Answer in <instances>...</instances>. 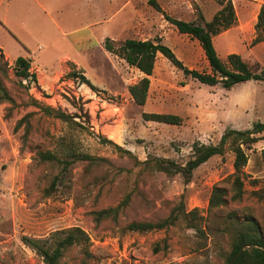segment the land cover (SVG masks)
Masks as SVG:
<instances>
[{
    "label": "rangeland",
    "instance_id": "374dc122",
    "mask_svg": "<svg viewBox=\"0 0 264 264\" xmlns=\"http://www.w3.org/2000/svg\"><path fill=\"white\" fill-rule=\"evenodd\" d=\"M232 1L236 17H247L241 27L235 22L228 33L236 51L241 45L234 31L253 32V3ZM156 2L172 17L197 22L202 21L199 13L210 19L214 8H220L214 0ZM117 7L120 13L99 25ZM79 36L83 37L81 49L75 46ZM126 38H159L187 67L209 71L198 41L179 33L148 0H0V46L9 60L32 59L44 81L42 87L47 88L67 54L81 62L83 69L73 70L92 85L63 73L47 91L28 80L23 87L13 74L14 62H8L5 84L16 106L7 114L10 104L0 103V264H43L22 237L45 238L74 225L90 237L89 264H224L230 250L232 214L238 219L252 216L264 235V197L256 195L257 191L264 194V139L245 148L248 160L243 167L241 199L228 197L225 205L212 209L208 206L212 187L220 183L228 187L222 181L233 173L230 150L198 166L185 184L179 174L143 169L129 154L104 141L130 150L140 161L156 155L185 162L194 143L216 144L227 128L244 130L264 121V81L250 80L231 89L209 87L185 76L159 53L157 74L150 79L148 108L143 110L180 111L182 121L178 125L144 121L142 108L127 91L138 78L137 70L104 48L106 39L116 47ZM223 39L215 38L222 59L229 52ZM256 54L259 64L248 63L253 70H264V49H256ZM64 65L68 72L71 65ZM29 98L78 114L74 118L78 125L45 115L28 103ZM177 98L180 110L173 105ZM27 112L34 113L31 131L24 138L23 127L15 129V124ZM38 151L53 152L61 160H71L73 153L97 159L71 160L64 170L60 162L40 160ZM126 195L129 202L118 223L94 225L90 211L114 206ZM180 195L186 210H198L201 219L196 221L202 232L188 227L183 218L164 229H124L131 220L167 215ZM80 258L79 249L73 247L62 260L71 263Z\"/></svg>",
    "mask_w": 264,
    "mask_h": 264
},
{
    "label": "trees",
    "instance_id": "16d2710c",
    "mask_svg": "<svg viewBox=\"0 0 264 264\" xmlns=\"http://www.w3.org/2000/svg\"><path fill=\"white\" fill-rule=\"evenodd\" d=\"M220 5V8L212 15L210 19H204L202 14L201 22L188 21L175 18L164 12L156 0H148L153 8L159 11L164 19L171 23L179 33L187 34L197 40L201 47L205 59L209 66V71H198L183 64L179 60L174 51L164 44L161 39H135L126 38L118 46H114L111 39H106L104 48L106 51L123 59L129 66H133L144 74L135 83L129 84L127 91L132 101L137 106H143L150 85L149 76L152 75L157 54L164 56L173 66L180 69L185 76L199 81L202 84L215 86L219 85L224 89H231L236 84L246 81H264V70H253L251 66L243 60L240 54L232 52L228 53L224 59L219 57L213 43V38L221 31L230 28L236 22V13L232 0H214ZM255 36L251 44L260 41L264 42V3L259 7L257 19L254 23ZM31 61L25 57L18 56L14 61L13 74L18 80V84L23 86V81L32 82L37 88V78L34 72L30 71ZM74 67V66H73ZM73 67L66 73V76L80 77L84 83L92 87L89 80L82 74H77ZM9 63L4 54L0 51V103H8L10 107L6 109L7 114L16 106V101L5 81L9 78ZM79 75V76H78ZM24 87V86H23ZM29 86L26 85V88ZM29 104L38 108L45 115L58 118L61 121L70 124L75 123L74 118L78 114H68L58 108L50 105H44L42 102L29 98ZM34 112H27L24 116L16 121L15 129L23 127V136L26 138L31 131L30 118ZM141 118L144 121H154L170 125H178L181 123V116L173 113H157L141 111ZM264 121L254 122L251 128L239 130L235 128H227L221 135L218 143L205 144L194 143L191 148L189 158L185 162H178L174 159L161 157L156 155H148L144 160H138L130 150L124 149L110 140L107 141L115 145L121 151L129 154L134 158V162L141 164L143 169L162 172L166 175L179 174L185 184L191 181L193 171L205 163L214 155H223L226 150H230L233 155V173L229 179L222 182H228V187L216 184L212 187L208 198V206L210 209L216 208L227 203L228 197L231 200H240L243 195V167L246 165L248 156L245 148L264 139ZM264 162V148L261 150ZM37 156L42 161H57L63 164L66 170L72 160H90L97 158L84 153L70 154L71 160H61L55 153L50 151H38ZM53 181L52 184H54ZM230 193V196H228ZM256 195L264 197L262 192L257 191ZM129 202V195H126L121 202L114 206L102 207L90 211L91 220L95 226H99L105 221L118 223L121 213ZM183 218L186 225L193 228L196 232H202V228L198 225L196 219H201L198 210L193 208L186 210L183 205V195L174 204L169 213L157 219L131 220L126 222L124 229L128 231L145 232L156 229H164L176 223ZM230 233L231 242L230 250L227 253L224 264H264V235L259 223L252 216H245L238 219L235 214L230 215ZM22 241L34 250L41 258L43 264H89L92 257L89 249L90 237L87 232L79 226H70L51 232L45 238L22 237ZM77 247L81 253V258L77 262L68 263L62 258L67 250ZM157 251V249H155Z\"/></svg>",
    "mask_w": 264,
    "mask_h": 264
},
{
    "label": "crops",
    "instance_id": "0c3cea01",
    "mask_svg": "<svg viewBox=\"0 0 264 264\" xmlns=\"http://www.w3.org/2000/svg\"><path fill=\"white\" fill-rule=\"evenodd\" d=\"M109 1V0H108ZM233 2V1H232ZM251 2L253 3V6H252V8L250 9V22H251V24H252V26H253V32H250V34L248 33V34H246V33H242V32H240L239 30H235L234 32L236 33V38L239 40V43H240V49H238V50H236V51H234V50H232V45H231V37H229L228 36V33H230L229 31H231V27L230 28H228V29H226V30H223V31H221L218 35H216L214 38H213V43H214V46H215V38H217V37H221V38H224L223 40H224V42L226 43V45H227V49H229V52H227L226 54H225V57H226V55L228 54V53H232L233 51L235 52V53H238V54H240L241 55V57L243 58V60L244 61H246L247 63L248 62H252V61H255V64H259V62H260V60H259V58L257 57V54H256V49H258V48H262V49H264V42H262V41H260V42H258V43H256V44H251V41H252V39L254 38V36H255V31H254V23L256 22V19H257V13H258V11H259V7H260V5L262 4V3H264V0H251ZM216 4V3H215ZM219 8L217 7V9H216V7L214 8V10H215V12L218 10ZM214 12V11H213ZM118 13H120V9L117 7L108 17H106V18H103L102 19V21L99 23V25H103V23H108V22H110L112 19H113V17H116V15L118 14ZM214 14V13H213ZM212 14V15H213ZM203 15V14H202ZM212 17V16H211ZM210 17V18H211ZM206 18V17H205ZM181 19V18H180ZM246 19H247V17H243L242 18V20L241 19H239V18H237L236 17V22H238L239 24H238V27H241L242 26V24H244L245 22H246ZM234 26H237V23L234 25ZM233 27V26H232ZM235 29H237V27L235 28ZM228 36V37H227ZM83 39V37L82 36H79V37H77L76 39H75V41H76V43H75V46L78 48V49H81V47H82V45H79V44H81V41H83L82 40ZM143 40V39H142ZM0 51L2 52V53H4V55H5V58L8 60V62L9 63H12V62H14L15 61V59L18 57H16V58H14L13 60H9V58L7 57V54L4 52V50L2 49V47L0 46ZM161 55V54H160ZM22 57H25V58H27V59H29L28 57H26V56H22ZM158 57H159V53L157 54V57H156V62H155V66H154V70H153V73H152V75L151 76H149V79H151L152 77H154L155 76V74H157V60H158ZM30 61H31V67H30V71L31 72H34L35 73V75H36V78H37V84H38V86H39V88L41 87V89H43V90H48V89H50L51 87H52V84L54 83V82H56L62 75H63V73H67L66 72V69L68 68V67H66L64 64H70L71 66L70 67H73L74 66V68L73 69H83V66H82V64H81V62L79 61V60H77V59H75V58H73V57H71L70 55H64L63 57H62V59H61V63H62V65H61V68H60V70H57V71H54V73H53V76H52V81H50V82H48L47 83V88H44V87H42L43 86V83H44V81L41 79V77H40V74H39V72H38V70H37V67H35L33 64H32V59H29ZM123 60V59H122ZM207 62V61H206ZM126 63V62H125ZM127 64V63H126ZM249 64V63H248ZM128 65V64H127ZM250 65V64H249ZM251 66V65H250ZM70 67H69V69H70ZM131 67H133V66H131ZM133 68H135V67H133ZM136 69V68H135ZM137 70V72H138V78L133 82V83H135L137 80H139L141 77H143L144 76V74L142 73V72H140L138 69H136ZM84 73V72H83ZM256 82H259V81H256ZM209 86V85H208ZM209 87H213V86H209ZM130 95V94H129ZM131 98V97H130ZM131 101H132V99H131ZM174 106H175V108H177V109H179L180 110V98H177V102L176 103H174L173 104ZM140 108H142V111H144L143 109H147L148 108V95H147V98H146V101H145V103H144V105L143 106H139ZM151 110H153V109H151ZM144 112H146V111H144ZM150 112H152V111H150ZM177 113V115H179L180 116V111H177L176 112ZM176 113H173V114H176Z\"/></svg>",
    "mask_w": 264,
    "mask_h": 264
}]
</instances>
